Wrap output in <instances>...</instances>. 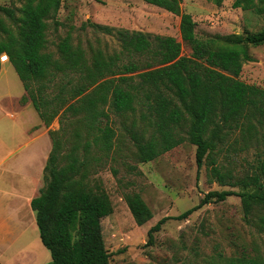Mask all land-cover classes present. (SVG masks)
Returning <instances> with one entry per match:
<instances>
[{
  "label": "trees",
  "instance_id": "1",
  "mask_svg": "<svg viewBox=\"0 0 264 264\" xmlns=\"http://www.w3.org/2000/svg\"><path fill=\"white\" fill-rule=\"evenodd\" d=\"M142 1L180 17L181 40L190 47L189 56L183 55V43L171 36L102 28L117 38L119 53L96 51L88 60L66 37L55 58L47 52V30L49 20L59 24L56 15L62 0H26L19 11L0 5V16L14 27L0 18L4 34L0 71L5 54L26 91L20 102L32 103L46 127L56 118L61 124L59 132L49 131L52 149L44 186L31 201L40 239L52 257L48 264H110L101 221L113 206L105 191L91 186L94 164L101 159L91 149L96 146L104 156L113 150L116 131L109 123L111 113H138L140 126L133 122L125 130L139 163H149L189 142L196 147L198 168L207 160L211 164V182L240 189L210 191L198 205L172 219L185 220L207 204L238 196L247 224L264 233V160L256 168L260 174L254 171L241 178L217 160L237 132L246 148L255 138L264 142V89L240 79L243 65L252 60L249 47L264 45V29L245 36L202 39L192 15L182 12L181 0ZM233 7L264 14V0H236ZM70 74L76 79L50 95L55 80ZM68 113L73 117L69 125L77 124L70 133L61 121ZM124 198L138 226L153 218L140 193ZM168 219L149 230L147 245L153 244ZM225 264H264V258L242 256Z\"/></svg>",
  "mask_w": 264,
  "mask_h": 264
},
{
  "label": "rangeland",
  "instance_id": "2",
  "mask_svg": "<svg viewBox=\"0 0 264 264\" xmlns=\"http://www.w3.org/2000/svg\"><path fill=\"white\" fill-rule=\"evenodd\" d=\"M25 1L0 0V5L19 11ZM235 1L223 0L218 4L216 0H181V9L192 15L196 33L202 39L245 36L263 30L264 14L234 8ZM0 18L7 27L14 28L10 20L3 16ZM56 20L58 25L49 20L47 30V52L53 53L55 58L59 57L58 44L66 37H70L73 47L79 46L85 52L88 60L96 51H102L105 55L119 53L121 46L117 38L102 28L171 36L183 43L180 17L142 0H62ZM3 37L0 31V38ZM182 49L183 55L191 54L190 47L184 43ZM249 54L252 60L243 65L240 79L264 89V45L249 47ZM1 62L5 70L0 75V89L7 87L8 79L10 92H21L23 87L20 78L5 54L1 56ZM71 79H76L73 74L59 77L51 86L49 94L57 93L58 87ZM72 119L69 113L61 118L63 126L68 127V133L72 131L73 125H77L75 121L69 125ZM133 122L140 126L138 113L124 116L111 113L109 123L116 131L113 150L104 156L96 146L91 149L95 157L101 158L100 162L94 164L91 186L105 191L113 206V212L101 221L110 264H225L231 258L242 256L264 258V233L247 224L238 196L207 204L185 220L172 219L198 205L210 191L240 189L211 182V164L207 160L199 169L196 147L189 142L149 163H139L135 157V146L125 130ZM105 124L106 120L102 126ZM60 126L56 118L42 130L48 132L49 136L50 130L59 132ZM48 136H42L38 141L49 143L51 139ZM35 144L37 141L30 142L26 150H32ZM217 160L239 178L246 174L252 175L254 171L260 174L256 168L264 160V142L255 138L246 148L237 132L229 139ZM43 176L39 191L44 186ZM129 193H140L152 210L153 218L142 226L136 224L125 201L124 197ZM29 210L34 215L33 223L27 218L23 219L21 214L18 216L21 219L19 230L24 229L23 223L26 222L22 246L26 242V255L38 254L29 262L33 260V264H48L52 261L51 254L41 243L36 214L31 207ZM166 217L170 219L154 235L153 244L147 245L149 230ZM42 250L46 253L42 254Z\"/></svg>",
  "mask_w": 264,
  "mask_h": 264
},
{
  "label": "crops",
  "instance_id": "3",
  "mask_svg": "<svg viewBox=\"0 0 264 264\" xmlns=\"http://www.w3.org/2000/svg\"><path fill=\"white\" fill-rule=\"evenodd\" d=\"M4 66L1 67L0 75L4 73ZM6 82L7 87L0 89V264H33L38 254L26 255V242L25 247L22 246L26 222L23 223L24 229L19 230L21 219L18 216L21 214L23 219L27 218L32 223L34 221L29 208L31 201L40 193V180L52 149V141H38L40 137L48 136V132L42 130L47 127L32 103H20L26 95L22 81L23 90L17 94L10 92V80ZM34 141L37 144L33 149L26 150L30 142ZM45 253L42 250V254Z\"/></svg>",
  "mask_w": 264,
  "mask_h": 264
}]
</instances>
